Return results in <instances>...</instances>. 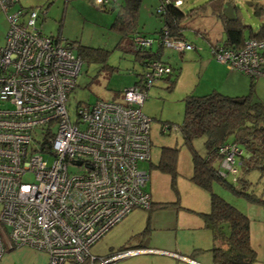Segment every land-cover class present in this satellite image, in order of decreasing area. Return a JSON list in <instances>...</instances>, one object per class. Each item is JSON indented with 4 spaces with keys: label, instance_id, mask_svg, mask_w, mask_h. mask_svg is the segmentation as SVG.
I'll return each instance as SVG.
<instances>
[{
    "label": "built area",
    "instance_id": "2783aa9c",
    "mask_svg": "<svg viewBox=\"0 0 264 264\" xmlns=\"http://www.w3.org/2000/svg\"><path fill=\"white\" fill-rule=\"evenodd\" d=\"M91 1L102 9L112 0ZM16 4L0 0L8 22L0 47V258L26 247L43 253L46 264H109L116 256L95 263L90 248L131 210L151 205L147 173L138 168L150 151V120L140 111L145 94L133 85L118 101L79 105L72 122L66 101L82 63L62 36L41 34L32 8L10 12ZM152 43L134 38L137 48ZM156 43L179 53L193 48L167 31ZM211 48L227 69L264 77V40L248 39L239 50ZM170 73L165 63L148 62L144 91ZM241 153L234 142L220 146L218 174L234 182Z\"/></svg>",
    "mask_w": 264,
    "mask_h": 264
},
{
    "label": "rangeland",
    "instance_id": "374dc122",
    "mask_svg": "<svg viewBox=\"0 0 264 264\" xmlns=\"http://www.w3.org/2000/svg\"><path fill=\"white\" fill-rule=\"evenodd\" d=\"M207 1L209 0H183L181 10L186 14L196 7L203 6ZM247 1L252 5H247L245 0H226L231 5L233 12L236 7L235 13L242 24L257 32L261 19L264 17L255 16V5L264 4V0ZM157 6V0H141L135 26L137 31L153 41V50L158 48L157 40H155L156 32L163 24L161 16L156 14ZM24 8H32L36 12L35 25L42 35L54 37L61 33V36L72 45L75 56H77V50L83 47L90 48L94 52L95 59L85 58L82 60L76 78V86L66 101V110L72 122L75 120V113L79 105H91L96 100L118 101L122 97V91L132 87L137 81L138 75L142 72L141 66L135 61L134 55L127 51L126 40L121 39L117 33L110 29L115 12H102L92 4L91 0H30ZM17 9H19L18 6L12 7L10 12ZM180 24L183 26L182 34L186 43L191 44L193 48L180 54L172 47H163L160 60L172 68L171 74L156 80L153 86L143 91L145 99L140 106V111L150 120V151L149 160L140 161L138 168L147 173L145 190L149 193L151 201L165 203V205L162 209L153 208L150 211L139 209L131 214L136 223L142 226V231L133 235L137 238L142 236L147 238L150 234L149 227H152L150 222L153 223L157 218L161 222H169L167 226L174 227L176 220L177 223L181 222L185 218V214L191 213V209L192 211L194 208L200 209L204 204L207 205V211L210 209L209 192L196 187L189 180L192 174L191 153L187 145L184 144L179 126L183 121L185 96L211 92L206 86V82L217 80L218 65L210 62L223 65L215 59L210 44L203 38L201 39L198 33L201 32L208 36L210 41L217 44V47L223 44L225 37L220 22L210 14L209 8L186 16ZM7 29L6 15L0 10V47L4 45ZM248 36L249 30L246 29L244 37ZM103 59L104 61H101ZM247 80V87L242 88L244 92L241 93L250 97L249 99L253 102H257V98L264 101V90L256 86V89L252 88L250 91V80ZM3 107L0 105V108ZM163 128H166L165 132L162 131ZM40 140L41 135L37 133L32 147L37 146V141ZM204 140V137H199L192 141L194 150L201 156L205 154ZM163 147L178 149L174 177L156 168ZM47 160L51 163L52 158L48 156ZM236 167L238 170L235 176L237 182H232L231 176H228L227 183L234 188H239L242 182H246L244 192L249 194L252 192L264 197V172L241 170L238 158ZM24 180L32 182L33 178L27 175ZM211 192L236 209L238 208L235 205L247 202L217 182L212 183ZM152 218L153 221H151ZM159 225L156 223L155 227H159ZM119 227L114 226L107 236L97 241L92 247L91 253L96 256L102 255L106 242L116 246L124 245L126 241H130L132 233L129 234L126 230L119 232ZM182 227L179 226L178 233L182 232ZM146 230L147 234L143 235ZM184 232L186 231H183L182 235ZM11 253L18 254V257L21 258L19 260L24 264L27 260H34L37 255H40L39 258H41L43 254L26 247H18L12 249L10 253L5 252L2 256L3 259L0 258V264H5L3 262L5 255ZM135 259L134 257H125L114 264H131Z\"/></svg>",
    "mask_w": 264,
    "mask_h": 264
},
{
    "label": "trees",
    "instance_id": "16d2710c",
    "mask_svg": "<svg viewBox=\"0 0 264 264\" xmlns=\"http://www.w3.org/2000/svg\"><path fill=\"white\" fill-rule=\"evenodd\" d=\"M157 1L162 10L156 11V14L161 16L163 24L156 32L157 38L155 40L160 39L167 31L169 36L186 42L182 34L183 26L180 22L186 16L207 8L210 9V14L222 23L225 37L224 48L239 50L248 39L264 40V19H261L258 31L254 32L242 24L235 13L237 9L234 7L236 19L228 21L223 16L226 0H209L203 6L196 7L186 14L181 10L182 4L175 6L177 0ZM180 1L183 3V0ZM140 3L141 0H112L99 10L115 12L110 29L117 33L121 39L126 40L127 51L134 55L135 61L141 66L142 72L138 75L134 86L142 88L141 90L144 91L142 76L146 64L152 60L161 61L163 46L159 45L156 50H153L152 46L147 48L135 46V37L140 36L149 39L137 31L135 27ZM255 7V16L264 17V4H258ZM246 29L249 30L248 37H244ZM55 37H61V33ZM64 41L67 42L65 39ZM67 44L70 45L71 49L73 48L70 43L67 42ZM76 53V57L81 63L85 58L95 59L94 52L90 48H79ZM249 98L248 96L242 97L244 102L238 104L235 100L240 98L228 97L215 91L204 95L188 94L184 98L183 121L179 130L184 144L187 145L191 153L192 174L189 180L196 187L209 192L210 203V209L206 213L189 211L200 217L203 228L210 231L212 235L213 264H254L256 261L255 252L249 243L248 218L243 212L211 192L212 183L217 182L247 202L264 207V197L252 192L250 194L244 192L246 182H242L239 188H234L226 181L229 175L220 176L218 174L220 163L218 149L226 142H234L242 150V153L237 157L241 170L264 172V105L260 102H253ZM199 137L205 138V154L203 156L199 155L192 146V141ZM177 151V148L163 147L156 168L174 177L176 175ZM235 182H237V178ZM164 205L165 203H153L151 201L150 207L146 210L162 209ZM145 234H147V230L143 233V235ZM84 264H88V261Z\"/></svg>",
    "mask_w": 264,
    "mask_h": 264
},
{
    "label": "crops",
    "instance_id": "0c3cea01",
    "mask_svg": "<svg viewBox=\"0 0 264 264\" xmlns=\"http://www.w3.org/2000/svg\"><path fill=\"white\" fill-rule=\"evenodd\" d=\"M29 1L30 0H17V5H15L14 8L16 6L24 8ZM217 20L220 22L223 32L222 23L218 18ZM198 34L201 36V39L203 38L206 40L211 47L217 45L210 41V38L205 34L201 32ZM221 46L223 47V44L220 45V47ZM210 63L218 65L217 80L208 81V83L206 82V86L211 92L215 91L228 97L241 99L242 97H245L241 92H244L242 88L244 89L247 87V79L250 80V91L252 88L253 90L256 89V86H258L259 89L264 90V77L252 78L248 75L246 76L244 73L229 70L225 65L221 64L222 66H220V64H216L213 61ZM238 75L242 76L239 77ZM257 100V102L264 105V101L260 98H257ZM235 206L248 218L249 243L256 255V261L254 264H264V207L249 202H240ZM138 210L139 209L131 210L116 225L118 227L120 225L119 232L126 230L129 234L132 233L131 239H129L130 241H126L124 245L116 246L113 243L106 242L104 244L105 251L99 256L91 253V249L95 244L90 248L89 253L96 258L95 263L98 262L97 260L99 258L107 259L116 256L111 262H109V264H114L116 261L125 257L136 258L131 264H213L211 253L213 245L212 235L210 231L203 228L202 221L198 215L192 212L185 214V218L182 219L181 222L177 223L176 220L174 227L167 226L169 223L167 221L161 222L158 218L153 221L152 218L151 221H153V223L150 222L152 227H149L150 234L147 238L143 236L137 238L133 237V235L140 233L142 231V226L136 223L135 218L131 217V214ZM207 210V205L204 204L200 209L194 208L193 211L197 213H206L208 212ZM156 223L161 225L155 227ZM179 226H183L182 232L186 231L184 232V235H182V232L178 233ZM111 230H109L103 237L107 236ZM10 251H7V253H10ZM18 256V254L14 253L7 254L4 257L3 262H5V264H24L19 260L21 258ZM39 257L40 255H37L34 260H27L26 264H46L47 257L44 254L41 255V258ZM68 263L73 264L71 262Z\"/></svg>",
    "mask_w": 264,
    "mask_h": 264
},
{
    "label": "water",
    "instance_id": "95a60500",
    "mask_svg": "<svg viewBox=\"0 0 264 264\" xmlns=\"http://www.w3.org/2000/svg\"><path fill=\"white\" fill-rule=\"evenodd\" d=\"M246 1V4L251 6L252 3L251 2H248L247 0ZM223 16L226 18V20L228 21H233L235 20V15H234V12H233V9L231 7V5L228 3V2H225L224 4V8H223ZM236 103L238 104H242L244 102L243 99H237L235 100Z\"/></svg>",
    "mask_w": 264,
    "mask_h": 264
}]
</instances>
